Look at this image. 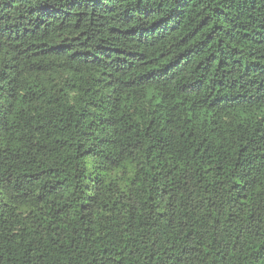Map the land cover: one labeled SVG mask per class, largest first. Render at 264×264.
<instances>
[{"label":"trees","instance_id":"trees-1","mask_svg":"<svg viewBox=\"0 0 264 264\" xmlns=\"http://www.w3.org/2000/svg\"><path fill=\"white\" fill-rule=\"evenodd\" d=\"M0 264H264V0H0Z\"/></svg>","mask_w":264,"mask_h":264}]
</instances>
